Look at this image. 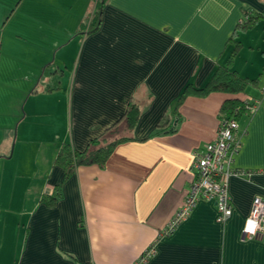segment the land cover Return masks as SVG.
<instances>
[{"label":"crops","instance_id":"obj_1","mask_svg":"<svg viewBox=\"0 0 264 264\" xmlns=\"http://www.w3.org/2000/svg\"><path fill=\"white\" fill-rule=\"evenodd\" d=\"M99 2L0 0V264H138L151 246L144 264H264V239L241 237L264 199V0H105L89 33ZM247 13L257 18L245 28ZM233 41L231 69L251 81L242 96L261 99L238 118L233 167L254 174L230 178L224 224L200 201L164 235L194 179V151L214 138L232 96H189L176 110L177 100L225 65ZM131 100L134 129L105 141L133 140L66 176L60 147L85 151ZM163 117L174 132L158 134Z\"/></svg>","mask_w":264,"mask_h":264},{"label":"built area","instance_id":"obj_2","mask_svg":"<svg viewBox=\"0 0 264 264\" xmlns=\"http://www.w3.org/2000/svg\"><path fill=\"white\" fill-rule=\"evenodd\" d=\"M262 96L264 99V88ZM260 102L261 99L248 101L249 114L256 110ZM238 132L237 119L222 116L214 138L204 148L194 151L192 166L194 179L186 192L182 206L163 231L164 235L173 232L200 201L214 202L217 223L224 224L231 217L232 207L228 193L230 178L249 180L254 174L252 170L233 167L234 156L241 147V135ZM241 237L243 240L264 239V199L256 197L253 200L251 211L241 230ZM154 252L153 246L146 249L139 258L138 264H144Z\"/></svg>","mask_w":264,"mask_h":264},{"label":"trees","instance_id":"obj_3","mask_svg":"<svg viewBox=\"0 0 264 264\" xmlns=\"http://www.w3.org/2000/svg\"><path fill=\"white\" fill-rule=\"evenodd\" d=\"M104 3L105 0H101V2L98 3V10L87 26V32H93L98 27L100 23V9ZM256 18L257 17L248 14L246 20L240 25L245 28L249 27ZM233 42L235 45L232 50L233 53L227 59L225 65L217 67L203 87L195 88L190 85L186 86L177 100L176 110H178L180 104L189 96L205 97L213 92H222L232 96V98L226 100L222 104L220 118L222 116L234 117L238 121L240 116L249 113V100L245 99L242 94L251 84V81L242 78L237 72L231 69L232 59L238 49V42ZM139 116V105L131 100L121 118L111 128L105 131L101 139L91 141L83 152H77L73 150L69 144H63L56 155L55 164L64 170L66 176L74 173L75 170L81 166H103L118 144L133 140L128 136H120L119 138H114L111 142H106L105 138L118 134L122 125H125L126 131L131 133L139 120ZM168 125V117L161 118L157 124V130H159L158 134H168L175 131L174 129H166ZM43 197L47 199L49 203H53L59 197L58 190H54L50 195L44 194Z\"/></svg>","mask_w":264,"mask_h":264},{"label":"rangeland","instance_id":"obj_4","mask_svg":"<svg viewBox=\"0 0 264 264\" xmlns=\"http://www.w3.org/2000/svg\"><path fill=\"white\" fill-rule=\"evenodd\" d=\"M252 33H254V32H252Z\"/></svg>","mask_w":264,"mask_h":264}]
</instances>
